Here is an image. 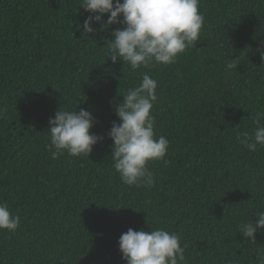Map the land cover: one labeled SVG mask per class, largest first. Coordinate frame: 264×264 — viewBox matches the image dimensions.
Returning <instances> with one entry per match:
<instances>
[{"label": "trees", "instance_id": "obj_1", "mask_svg": "<svg viewBox=\"0 0 264 264\" xmlns=\"http://www.w3.org/2000/svg\"><path fill=\"white\" fill-rule=\"evenodd\" d=\"M80 2L0 0V202L21 217L15 233L0 230V264H127L118 241L129 228L176 232L186 264H256L264 232L251 243L239 226L264 212V148L236 137L264 114V0H200L196 46L137 70L107 57L123 25L83 32ZM143 73L158 81L156 137L170 142L149 163L151 188L121 181L107 136ZM60 106L97 118L91 132L104 139L90 157L52 158Z\"/></svg>", "mask_w": 264, "mask_h": 264}, {"label": "clouds", "instance_id": "obj_2", "mask_svg": "<svg viewBox=\"0 0 264 264\" xmlns=\"http://www.w3.org/2000/svg\"><path fill=\"white\" fill-rule=\"evenodd\" d=\"M79 7L90 15L83 21V32L94 31L93 22H102V28L121 24L111 32L107 57L113 63L120 58L131 69L171 65L187 49L195 47L204 24L200 0H81ZM105 14L107 20H103ZM122 17V19H121ZM264 60V47L257 49ZM234 62L225 61L228 70L237 68ZM158 81L148 73L142 74L138 86L128 88L116 106L120 122L113 121L107 136L113 141L111 161L121 181L128 186H154L151 161L162 159L169 148L165 136L156 137L155 116L152 114L158 101ZM97 118L88 110L62 108L49 118L50 142L47 145L52 158L65 152L70 157L89 156L93 146L104 139L91 132ZM255 128L238 132L236 139L249 151L264 148V114L258 113ZM239 226V233L251 243L256 234L264 232V212L256 214ZM21 217L11 210L6 201L0 202V230L15 233ZM119 250L127 264H186V246L181 236L164 228L139 231L129 228L119 237ZM256 264H264V249L258 248Z\"/></svg>", "mask_w": 264, "mask_h": 264}]
</instances>
